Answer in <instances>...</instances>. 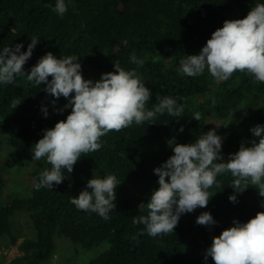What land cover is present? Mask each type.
<instances>
[{"label":"trees","instance_id":"trees-1","mask_svg":"<svg viewBox=\"0 0 264 264\" xmlns=\"http://www.w3.org/2000/svg\"><path fill=\"white\" fill-rule=\"evenodd\" d=\"M57 2L0 0V53L16 44H23L21 51L26 52L35 37L39 43L24 65L26 74L52 52L57 58H80L84 79L93 71H115L114 62L119 60L125 70L135 69L150 89L147 110H152L158 96H170L183 105L184 112L180 117L157 114L143 124L133 122L121 131L108 132L100 138L98 151L81 154L72 173L62 169L65 178L58 186L38 190L35 185L28 197L4 198L0 192V237L10 236L11 245L20 252L10 264H45L54 254L56 235L86 250L108 244L90 264H215L211 257L205 260L213 238L233 227L234 221L246 223L264 212V197L256 186L249 184L237 193L230 172L218 175L219 187L208 189L207 207L182 214L173 232L157 237L149 236L146 226L133 219L147 215L146 210L139 211V205L149 202L159 188L154 169L174 155L175 144L195 143L215 129L223 138L221 155L227 162L242 143L258 142L251 129L264 126V83L240 71L227 81H217L207 68L201 75L188 77L182 74L180 61L199 54L226 20L245 18L264 0H64L63 16L54 11ZM133 53L144 61L142 66L131 62ZM46 86L27 81L26 75L16 76L10 84L0 83V131L8 133L12 147L33 148L46 129L71 113V108L57 111L68 99L57 100L44 91ZM14 99L20 102L16 108ZM197 112L200 121L192 118ZM2 146L0 138V154ZM39 164L36 184L40 174L52 167L46 157ZM107 175L119 181L116 208L109 219L70 202L90 179ZM232 195L237 202L230 201ZM23 209L31 212L36 238L20 241L21 236L12 234L11 217ZM204 212H210L217 223L198 225L196 220Z\"/></svg>","mask_w":264,"mask_h":264},{"label":"clouds","instance_id":"clouds-1","mask_svg":"<svg viewBox=\"0 0 264 264\" xmlns=\"http://www.w3.org/2000/svg\"><path fill=\"white\" fill-rule=\"evenodd\" d=\"M54 11L64 15L67 11L64 0H58ZM38 43L37 38L31 37L26 52L21 51L23 44H16L14 48L4 47L0 53V83L10 84L16 76L26 75L27 81L37 86L47 85L44 91L57 100L61 96L68 99V104L57 109L58 112L72 109L66 120L46 129L32 149L33 160L46 157L52 166L40 174L38 190L61 184L65 178L62 169L72 173L81 154L98 151L102 147L100 138L108 132L121 131L133 122L143 124L155 119L157 114L180 117L184 112L183 105L170 96H158L152 110H147L150 89L135 69L125 70L119 60L114 62L115 71L104 73L99 81L93 82L84 79L81 63L77 62L80 58L74 55L57 58L48 52L26 74L24 65ZM130 59L138 66L144 63L135 53ZM180 64L182 74L188 77L201 75L207 68L217 81H227L240 71L251 74L254 82L264 83V3L255 4L243 19L226 20L199 54L187 55ZM19 104V99L12 101L13 108ZM43 112L48 115L46 107ZM192 118L200 121L201 115L197 112ZM251 132L259 138L258 142L253 140L251 146L242 143L227 162H223L221 155L223 138L215 129L202 134L195 143L175 144L174 155L154 169L159 188L152 192L149 202L139 205V211L146 210L147 215L134 218L133 223L145 225L151 237L173 232L182 214L207 207L208 189L219 187L217 176L228 172L235 178L232 188L237 193L244 192L251 184L264 197V126L256 125ZM118 184L115 175L92 178L86 189L70 202L79 210L98 213L107 220L110 211L116 208ZM229 199L237 202L236 195ZM196 223L208 226L217 222L210 212H204ZM233 223V227L213 238L205 260L211 257L215 264H264V212H258L246 223Z\"/></svg>","mask_w":264,"mask_h":264},{"label":"rangeland","instance_id":"rangeland-1","mask_svg":"<svg viewBox=\"0 0 264 264\" xmlns=\"http://www.w3.org/2000/svg\"><path fill=\"white\" fill-rule=\"evenodd\" d=\"M104 73L108 72L93 71L85 80L99 81ZM0 138L3 141L0 154V184H2L0 192L4 198L28 197L37 183L35 173L41 171L39 164L41 159L39 161L33 160V148L21 151L9 145L7 132L0 131ZM11 222L12 234L21 236L20 241L26 237L36 238L31 212L27 209L16 211L11 217ZM54 243V254L45 264H90L93 259L109 247L108 244H104L92 250H86L60 235L54 237ZM18 255L20 252L17 247L11 245V237L8 235L0 237V264H10Z\"/></svg>","mask_w":264,"mask_h":264}]
</instances>
